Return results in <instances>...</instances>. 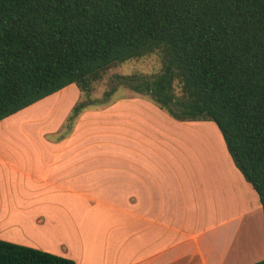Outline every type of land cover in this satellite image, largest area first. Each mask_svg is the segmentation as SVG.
I'll use <instances>...</instances> for the list:
<instances>
[{"label": "crops", "instance_id": "crops-1", "mask_svg": "<svg viewBox=\"0 0 264 264\" xmlns=\"http://www.w3.org/2000/svg\"><path fill=\"white\" fill-rule=\"evenodd\" d=\"M72 84L0 120V239L76 264L264 259L262 207L228 154L203 171L193 124L133 96L69 126Z\"/></svg>", "mask_w": 264, "mask_h": 264}, {"label": "trees", "instance_id": "trees-1", "mask_svg": "<svg viewBox=\"0 0 264 264\" xmlns=\"http://www.w3.org/2000/svg\"><path fill=\"white\" fill-rule=\"evenodd\" d=\"M152 52L160 71L130 87L177 120L213 121L264 217V0H0V120ZM0 264L76 263L0 239Z\"/></svg>", "mask_w": 264, "mask_h": 264}, {"label": "rangeland", "instance_id": "rangeland-1", "mask_svg": "<svg viewBox=\"0 0 264 264\" xmlns=\"http://www.w3.org/2000/svg\"><path fill=\"white\" fill-rule=\"evenodd\" d=\"M160 68H161L160 54L158 52H152L144 56L130 58V59L123 61L120 64L110 66L105 71H103L101 78L99 80L92 83V86H91L92 88L90 92L80 90L78 86L75 83H73L72 86L69 87L67 91H63L64 93H62V94H65L66 92H68L66 95H64V97H62V101H63L62 110H63V113H67V117H66L67 123L69 124V126L75 123V121L84 112H85V116L87 117L86 120L92 119V121H89V122L95 121L94 123H96L97 121H99V117L106 118L107 114L101 115L98 112L103 107H106L112 103L118 102L119 99L128 101L129 98L132 96L135 99H141L139 100V102L142 101L144 104L143 106H145V102L147 101L148 106L149 104H152L153 106H156L157 108H161L151 98L149 94L135 91L129 85V82H132V83L137 82L140 76L142 75L149 76L151 74H155L159 72ZM129 76L131 77L134 76L136 77V79L134 78L132 80H129L127 79V77ZM174 91L177 95L180 94V90H179V86L177 82L174 83ZM29 110H31L29 112H32L34 108H31ZM163 110L164 112L167 113L165 109ZM184 123H186L187 125L193 124L192 125L193 127H190L189 130L191 134L195 135V139H197V141L191 144L190 139H188L189 137L188 136L186 137L187 138L186 145L188 146L192 145V148L198 151L197 155L201 157V166H202L203 171L205 170V168L203 167L206 166V164H210L209 162H211L208 159L209 157L210 158L213 157L214 159H218L219 161H221L223 159V156H226L228 154L230 160L233 162L231 156L227 152L222 135L221 133H219L220 131L213 121L211 120H187ZM207 125H210V127ZM1 128L2 127L0 125V129ZM13 130H14V135L12 136L13 138L15 139L24 138L23 136H20V135L18 136L17 127H15ZM109 130L111 131L110 134L108 135L106 134L105 136L100 135L99 137L112 139V127L109 128ZM186 133L190 135V133L187 130H186ZM5 137L8 138L7 136ZM200 140H203L204 143L208 145V150L205 153L200 150ZM218 169L222 170L221 168H218ZM210 170H212L213 172H218L217 170L212 169V168H210ZM233 183H235L234 180H233ZM234 187L235 185L232 186L233 190H234ZM230 193H231V189H230ZM231 203H234V201L232 200ZM253 224L255 226V222ZM263 224H264V217H263ZM263 230H264V226H263Z\"/></svg>", "mask_w": 264, "mask_h": 264}]
</instances>
